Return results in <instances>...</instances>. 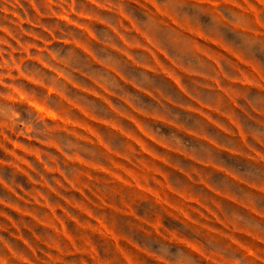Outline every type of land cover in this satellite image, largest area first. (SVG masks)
I'll return each instance as SVG.
<instances>
[{"label": "rangeland", "instance_id": "rangeland-1", "mask_svg": "<svg viewBox=\"0 0 264 264\" xmlns=\"http://www.w3.org/2000/svg\"><path fill=\"white\" fill-rule=\"evenodd\" d=\"M0 264H264V0H0Z\"/></svg>", "mask_w": 264, "mask_h": 264}]
</instances>
